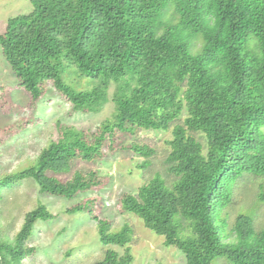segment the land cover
<instances>
[{"label": "trees", "instance_id": "1", "mask_svg": "<svg viewBox=\"0 0 264 264\" xmlns=\"http://www.w3.org/2000/svg\"><path fill=\"white\" fill-rule=\"evenodd\" d=\"M30 1L31 12L8 18L0 34L17 84L32 102L50 84L73 109L98 112L114 82V111L90 134L60 126V137L43 148L36 165L1 177L0 190L31 177L41 192L73 198L100 184L96 172L76 171L66 181L48 172H68L77 158L93 161L117 133L172 126L169 177L156 174L136 194L124 193L121 208L179 249L184 264L222 257L229 264H264V226L256 229L245 213L230 222L228 210L241 179L264 177V0ZM196 37L202 44L194 53ZM64 64L98 78L97 85L74 89L62 79ZM124 148L144 157L143 167L155 153L133 141ZM90 203L65 211H87L100 242L123 248H108L94 264H131L133 227L112 229ZM53 217L44 204L26 212L14 239L0 238V264L32 254L26 242L35 222Z\"/></svg>", "mask_w": 264, "mask_h": 264}, {"label": "rangeland", "instance_id": "2", "mask_svg": "<svg viewBox=\"0 0 264 264\" xmlns=\"http://www.w3.org/2000/svg\"><path fill=\"white\" fill-rule=\"evenodd\" d=\"M32 10L30 0H0V34L4 32L8 18L28 14ZM167 9V17L172 12ZM177 17H173L175 22ZM200 37L192 39V51L201 47ZM62 79L76 90H88L97 85L98 78L89 77L75 66L63 65ZM111 83L109 101L98 112L73 109L72 104L50 84L43 96L32 102L30 96L18 84L15 75L0 49V178L35 166L39 153L51 141L60 137V126L74 127L93 133L99 124L114 111L111 100L116 90ZM185 113L181 116L183 119ZM264 129V127H263ZM169 130L137 129L134 133H117L103 145L102 155L93 161L75 159L65 173L49 175L62 181L69 180L76 171H95L100 184L78 193L73 198L41 192L37 182L29 177L15 181L0 190V238L11 241L22 226L26 212L44 204L54 217L37 220L26 245L34 247L32 254L19 264H94L103 258L108 248L123 251L114 245H104L99 240L96 222L87 212L69 214L65 210L78 203L91 201V209L101 219H106L114 230L124 223L133 227L129 243L133 254L131 264H184V254L174 246H166L164 237L146 228L136 215L121 208L124 193L136 194L138 188L156 174L168 178L166 157L170 152L167 142L172 137ZM147 144L155 149L142 166L144 157L124 148L131 142ZM264 177L245 176L235 187L228 210L230 222L239 213L250 214L254 226H264ZM214 264H229L222 257Z\"/></svg>", "mask_w": 264, "mask_h": 264}]
</instances>
